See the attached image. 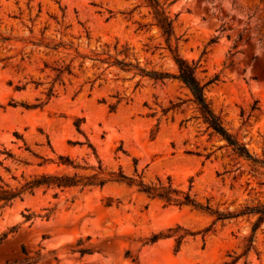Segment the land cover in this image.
<instances>
[{"label": "rangeland", "instance_id": "374dc122", "mask_svg": "<svg viewBox=\"0 0 264 264\" xmlns=\"http://www.w3.org/2000/svg\"><path fill=\"white\" fill-rule=\"evenodd\" d=\"M158 2L169 44L144 0H0V193L21 192L0 201V264H264V222L245 252L253 216L220 221L111 181L24 189L122 170L213 210L264 203V175L213 133L191 91L147 75L177 74L176 54L195 64L213 112L264 158V0Z\"/></svg>", "mask_w": 264, "mask_h": 264}, {"label": "trees", "instance_id": "16d2710c", "mask_svg": "<svg viewBox=\"0 0 264 264\" xmlns=\"http://www.w3.org/2000/svg\"><path fill=\"white\" fill-rule=\"evenodd\" d=\"M148 6H150L156 18L157 25L161 29L162 35L166 42L169 44L171 37L173 36V21L166 15L165 11L160 7L158 0H144ZM178 65V73L170 74L167 72H151L147 73L151 78L156 81L164 82L166 79H177L182 82L192 93L194 101L200 111V114L204 122L213 131L215 135L225 141L226 146L232 150L233 155L237 159L244 160L248 163L251 171L255 174L264 175V158H259L253 155L245 143L241 142L238 138L233 136L224 126L221 118L216 115L210 107V103L207 100L205 94V86L201 85L200 81L197 79L196 65L190 64L188 61L181 58L178 54L174 57ZM123 68H127L131 65L125 63H119ZM141 70V69H140ZM142 73L145 71L141 70ZM114 110V107H111ZM82 120L76 121V126L79 128ZM119 151H123V146L118 148ZM124 152V151H123ZM61 161L65 164L72 165L73 162L68 157H61ZM117 182L123 183L127 186H138L139 190L145 193L149 198L160 199L166 205H177V206H191L197 210L206 211L215 216L216 220L224 221L230 219H238L240 217H256L255 221L251 226V234L247 239L245 245V252L247 253L253 248L254 236L257 230L260 228L261 224L264 222V203H258L253 206H245L240 210L235 211H219L213 210L209 205H203L193 199L189 193H180L169 186H153L144 184L141 180L136 181L134 178L127 176L122 170L118 173H111L110 179L101 180L96 175L89 176L87 178H81L77 175L74 176H41L30 182H28L24 189L32 190L34 187L38 186H57V187H73L78 185H89V186H100L103 187L106 182ZM21 192L3 191L0 193V201H5L6 203L13 200L15 197L19 196ZM162 235H154L151 239V243H155ZM182 237L177 239V248H179L180 240ZM81 242L79 243V245ZM25 253V250L23 249ZM86 250H81V253H86ZM232 257V256H230ZM240 256L235 257L231 262L226 264H235L239 260Z\"/></svg>", "mask_w": 264, "mask_h": 264}]
</instances>
